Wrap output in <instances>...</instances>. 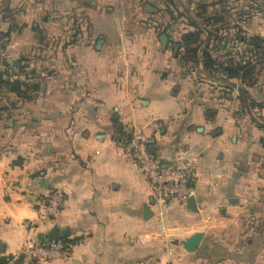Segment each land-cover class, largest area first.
<instances>
[{
	"label": "crops",
	"instance_id": "crops-1",
	"mask_svg": "<svg viewBox=\"0 0 264 264\" xmlns=\"http://www.w3.org/2000/svg\"><path fill=\"white\" fill-rule=\"evenodd\" d=\"M0 43V264L53 226L46 264H264V0H0ZM131 132L193 159L195 210L155 205Z\"/></svg>",
	"mask_w": 264,
	"mask_h": 264
},
{
	"label": "built area",
	"instance_id": "built-area-1",
	"mask_svg": "<svg viewBox=\"0 0 264 264\" xmlns=\"http://www.w3.org/2000/svg\"><path fill=\"white\" fill-rule=\"evenodd\" d=\"M7 48L0 43V78L7 68ZM123 154L132 165L146 177L150 193L160 211L173 204L186 201L194 192L193 159L179 156L177 160L165 162L152 155L148 150L147 138L139 132H131L125 141ZM64 200L61 190L46 194L40 205V216L45 220L53 219L60 211ZM69 252L61 239L44 243L35 241L23 244L18 254L9 259V264H46L54 259H67Z\"/></svg>",
	"mask_w": 264,
	"mask_h": 264
},
{
	"label": "trees",
	"instance_id": "trees-1",
	"mask_svg": "<svg viewBox=\"0 0 264 264\" xmlns=\"http://www.w3.org/2000/svg\"><path fill=\"white\" fill-rule=\"evenodd\" d=\"M172 12L171 13H174L176 15V17L180 14L179 12L176 11L175 8H169ZM195 28V27H194ZM199 34H200V30L198 29V27H196L194 30L192 31H189V32H185L183 34V41H184V44H190L191 42L193 43H198L200 41L199 39ZM249 44H251L254 49L256 51H260L261 52V48L263 47L262 46V39L257 37V36H253L249 39ZM199 44V43H198ZM197 46L196 48H191L190 49V52L188 53H185L183 55L182 58L186 57V58H192L193 60H196V52H197ZM259 53V52H258ZM203 59H204V63L209 67H213L215 66V64H219V61H216L215 58L213 56H211V53H209L208 51H203V55H202ZM223 65L222 63H220V66ZM222 67V66H221ZM238 69H241V67H237V69H232V68H225V72L227 74H232V75H235V74H238ZM0 80H2V77L0 78Z\"/></svg>",
	"mask_w": 264,
	"mask_h": 264
},
{
	"label": "water",
	"instance_id": "water-1",
	"mask_svg": "<svg viewBox=\"0 0 264 264\" xmlns=\"http://www.w3.org/2000/svg\"><path fill=\"white\" fill-rule=\"evenodd\" d=\"M162 39H166L165 35H162ZM187 205L191 210H195L196 209V202L193 196H189L186 199ZM149 210L147 208L146 205H144L143 207V215L146 216L148 215ZM58 232H57V228L56 226H53V228L45 235L40 236L38 241L39 242H46L48 240H55L58 238ZM202 234L201 232H194L192 233L184 242L183 247L188 250V251H193L197 248L199 242H200V238H201Z\"/></svg>",
	"mask_w": 264,
	"mask_h": 264
}]
</instances>
